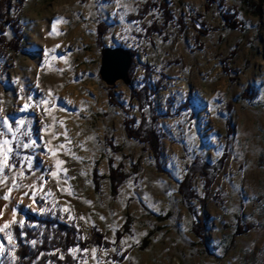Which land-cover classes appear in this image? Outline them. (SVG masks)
I'll return each instance as SVG.
<instances>
[{
  "label": "rangeland",
  "instance_id": "1",
  "mask_svg": "<svg viewBox=\"0 0 264 264\" xmlns=\"http://www.w3.org/2000/svg\"><path fill=\"white\" fill-rule=\"evenodd\" d=\"M19 18L0 57V264L36 247L30 215L113 245L71 248L75 264H264V0H26ZM105 47L136 53L131 84L102 80ZM196 159L222 168L185 196Z\"/></svg>",
  "mask_w": 264,
  "mask_h": 264
},
{
  "label": "trees",
  "instance_id": "2",
  "mask_svg": "<svg viewBox=\"0 0 264 264\" xmlns=\"http://www.w3.org/2000/svg\"><path fill=\"white\" fill-rule=\"evenodd\" d=\"M26 0H0V57L5 56V51L7 49L17 51L19 50V43L22 40V26L20 25L19 15L23 9V5ZM233 22V26H234ZM235 27V26H234ZM12 29L16 39L14 41H8L5 37V34L8 29ZM132 52L133 56V64L135 62L136 53ZM130 78L132 79L133 74L130 70ZM147 88L143 89V96L147 97ZM140 94L139 91H136ZM138 94V95H139ZM147 129L144 128V131L141 129V132L144 133V138L142 137V141H146L150 144L153 153L159 156V143L157 137L155 135V131L151 124L146 126ZM140 132V133H141ZM137 138V135H134ZM133 136V137H134ZM187 168V173L185 180H183L182 184V194L187 196L189 191L190 180L196 174H200L207 179V186H211L216 176L219 174L222 165L217 164L215 166H211L207 162H203L200 159H196L191 165ZM111 180L116 181L118 179L115 175V171L112 170ZM121 180L124 177L122 173H120ZM124 180V179H123ZM116 187L114 185L113 190L115 191ZM186 200L188 198L186 197ZM194 213V212H193ZM30 218L34 221H38L42 226L40 231H33L28 228H24L23 232L25 233V242L35 240L36 247L31 248L28 245L24 244V241L20 240V246L16 252L17 255V263L16 264H48L52 259L60 264H75V260H73L72 256L68 253L71 248L79 247L81 250L88 249L92 246L101 247V248H111L113 245L104 240L102 234L97 231H92L89 238H81L80 232L74 226H68L65 224L58 223V221L46 218L43 220H38L35 216L30 215ZM195 223L198 224L200 221V217L194 213ZM201 230L204 231L205 225H201ZM17 230V227H16ZM130 230L129 224L125 226L126 232ZM18 237L20 233L17 230ZM123 233H118V239H121ZM53 251H56V254H52ZM63 254L65 256V261L59 259V256ZM125 256V255H124ZM113 261H119L120 258L117 255L111 256Z\"/></svg>",
  "mask_w": 264,
  "mask_h": 264
},
{
  "label": "water",
  "instance_id": "3",
  "mask_svg": "<svg viewBox=\"0 0 264 264\" xmlns=\"http://www.w3.org/2000/svg\"><path fill=\"white\" fill-rule=\"evenodd\" d=\"M133 64L132 52L122 47H105L102 49L100 76L108 86L119 81L131 84L130 70Z\"/></svg>",
  "mask_w": 264,
  "mask_h": 264
},
{
  "label": "snow or ice",
  "instance_id": "4",
  "mask_svg": "<svg viewBox=\"0 0 264 264\" xmlns=\"http://www.w3.org/2000/svg\"><path fill=\"white\" fill-rule=\"evenodd\" d=\"M57 22H59V20ZM8 130L11 132L12 131L11 127H9ZM8 143H9V141H7V140H4L3 142H0V157H3L4 156V152L2 150L4 149L5 145H7ZM26 146L27 145H25V147ZM7 151H11V149H8ZM3 167H4V161L3 160H0V170H2ZM2 198L5 199V200H8L9 199V196L8 195H5ZM7 226L8 225L5 224L4 227H7ZM0 231H3V229H0ZM33 243H35V242H33Z\"/></svg>",
  "mask_w": 264,
  "mask_h": 264
}]
</instances>
